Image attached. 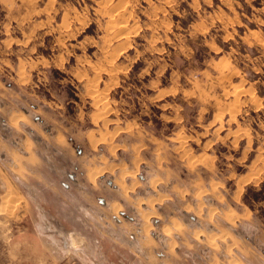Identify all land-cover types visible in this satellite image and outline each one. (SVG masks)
<instances>
[{"label":"rangeland","instance_id":"obj_1","mask_svg":"<svg viewBox=\"0 0 264 264\" xmlns=\"http://www.w3.org/2000/svg\"><path fill=\"white\" fill-rule=\"evenodd\" d=\"M0 264H264V0H0Z\"/></svg>","mask_w":264,"mask_h":264},{"label":"bare ground","instance_id":"obj_2","mask_svg":"<svg viewBox=\"0 0 264 264\" xmlns=\"http://www.w3.org/2000/svg\"><path fill=\"white\" fill-rule=\"evenodd\" d=\"M118 11H119V10H118ZM111 13H112V11H111ZM113 20H114V18H113ZM111 21H112V19H111ZM111 21H110V22H111ZM112 22H113V21H112ZM115 25H116V24L114 23V27H115ZM116 26H117V25H116ZM120 27H121V26H120ZM123 29H124V28H123ZM121 30H122V29H121ZM237 86H238V85H236V88H235L236 90H237V88H238ZM241 86H242V85H241ZM241 89H242V88H241ZM239 90H240V89H239ZM237 91H238V90H237ZM236 93H237V92H236ZM234 96H236V94L230 96V98H233ZM116 123H117V122H116ZM251 177L254 178V175L251 176ZM251 177H249V178H251ZM151 218H152V217H151ZM60 234L63 235L62 233H60ZM52 237H53V236H52ZM53 238H54V237H53ZM69 238H70V237H69Z\"/></svg>","mask_w":264,"mask_h":264}]
</instances>
